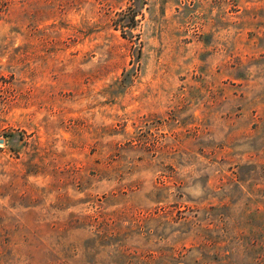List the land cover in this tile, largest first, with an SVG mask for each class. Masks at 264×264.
Masks as SVG:
<instances>
[{"label":"rangeland","instance_id":"obj_1","mask_svg":"<svg viewBox=\"0 0 264 264\" xmlns=\"http://www.w3.org/2000/svg\"><path fill=\"white\" fill-rule=\"evenodd\" d=\"M0 264H264V0H0Z\"/></svg>","mask_w":264,"mask_h":264},{"label":"water","instance_id":"obj_2","mask_svg":"<svg viewBox=\"0 0 264 264\" xmlns=\"http://www.w3.org/2000/svg\"><path fill=\"white\" fill-rule=\"evenodd\" d=\"M2 140V139H1Z\"/></svg>","mask_w":264,"mask_h":264}]
</instances>
